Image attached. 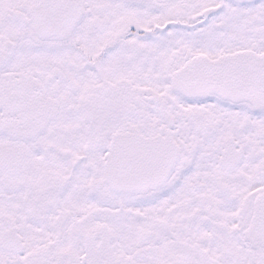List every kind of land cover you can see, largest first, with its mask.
<instances>
[{
    "label": "snow or ice",
    "instance_id": "1",
    "mask_svg": "<svg viewBox=\"0 0 264 264\" xmlns=\"http://www.w3.org/2000/svg\"><path fill=\"white\" fill-rule=\"evenodd\" d=\"M0 264H264V0H0Z\"/></svg>",
    "mask_w": 264,
    "mask_h": 264
}]
</instances>
